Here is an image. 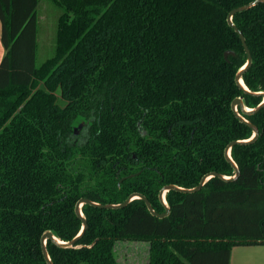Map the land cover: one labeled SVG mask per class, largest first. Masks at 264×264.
Listing matches in <instances>:
<instances>
[{"label":"trees","instance_id":"trees-1","mask_svg":"<svg viewBox=\"0 0 264 264\" xmlns=\"http://www.w3.org/2000/svg\"><path fill=\"white\" fill-rule=\"evenodd\" d=\"M52 1L63 8L55 53L37 65L40 0H0V264H48L42 236L76 237L81 198L140 193L165 213L164 186L233 177L226 148L254 132L232 102L263 100L236 82L247 54L228 23L253 0ZM233 22L252 55L243 80L264 91V3ZM238 110L259 135L231 147L237 178L170 189L163 218L141 198L85 203L79 247L47 240L53 263L121 264L122 239L150 242L148 264H230L234 246L264 244V107Z\"/></svg>","mask_w":264,"mask_h":264},{"label":"water","instance_id":"water-1","mask_svg":"<svg viewBox=\"0 0 264 264\" xmlns=\"http://www.w3.org/2000/svg\"><path fill=\"white\" fill-rule=\"evenodd\" d=\"M260 3H264V0H253L245 5H242V6H239V7H236L235 9H233L229 15H228V23L231 27H233L235 29V31L239 34L241 40H242V43H243V46H244V49H245V52L247 54V62L246 64L237 72L236 74V82L237 84L244 90L245 93H248V94H252V95H255V96H262L263 97V100L262 102L254 107V108H249L248 106L245 105L244 103V99H243V96H239L237 98H235L232 102V108L233 110L235 111L236 115L239 117V119L241 121H244L246 122L248 125H250L252 128H253V132H254V135L251 139L249 140H237V141H233L231 142L228 147L226 148V151H225V155L226 157L228 158V160L233 164L234 168H235V175L233 177H227L225 175H222V174H219L217 172H212L210 174H207L205 175L201 182L199 183L198 186L196 187H193V188H186V187H182V186H178V185H175V184H169V185H166L164 186L160 193H159V196H160V199L161 201L163 202V204L166 206L167 210L165 213H159L157 212L151 202L149 201V199L144 196L143 194H140V193H134L132 194L126 201H124L123 203H119V204H101V203H98V202H95L89 198H81L77 204H76V213L82 218L83 220V228L81 230V232L76 236L74 237L72 240L70 241H63L61 240L59 237H57L53 232L51 231H46L43 236H42V249H43V254H44V257L46 258L48 264H54L50 255H49V252H48V249H47V240L48 239H52L53 242H55L56 244H58L59 246H62V247H79V245L77 244V241L78 239L82 236V234H84L86 228L88 227V223H87V220H86V217L82 211V206L83 204L85 203H89V204H92L94 206H97V207H100V208H119V207H124L126 206L129 202H131L134 198H141L145 201L149 211L151 212V214L157 216V217H160V218H163L165 216H168L169 213H170V207L166 201V192L169 191L170 189H175V190H179V191H182V192H194L196 190H199L202 188V186L211 178V177H214V176H220L224 179H227V180H232V179H235L237 178L239 175H240V169L238 167V165L236 164V162L233 160V158L231 157V147L236 144V143H248V142H251L253 140H255L257 138V136L259 135V129L256 125H254L252 122H250L248 119H246L238 110V106L241 107V110L244 114H253V113H256L258 112L262 107H264V91H252L250 90L244 80H243V75L244 73L246 72V70L251 66L252 64V55H251V51L247 45V42H246V38L243 34V32L236 26V24L233 22V16L236 14V13H239V12H242V11H246V10H249L251 9L252 7L260 4ZM230 55H235V52L234 51H226L224 53V56L226 59L229 58ZM83 125V123L80 124V127ZM75 131L77 132V129H75Z\"/></svg>","mask_w":264,"mask_h":264},{"label":"rangeland","instance_id":"rangeland-1","mask_svg":"<svg viewBox=\"0 0 264 264\" xmlns=\"http://www.w3.org/2000/svg\"><path fill=\"white\" fill-rule=\"evenodd\" d=\"M62 12L63 8L53 3L52 0H41L38 6L39 32L37 65L42 64L55 53L58 20ZM59 99V102L63 104L64 101L60 95ZM76 129L75 140H83L86 134L84 123L81 127L80 125L76 127ZM126 245H129L127 247L128 249L124 250L123 253L117 254L121 264H148L149 253L147 251V245H150V242L122 239L117 241L115 249L118 250L119 247H126Z\"/></svg>","mask_w":264,"mask_h":264},{"label":"crops","instance_id":"crops-1","mask_svg":"<svg viewBox=\"0 0 264 264\" xmlns=\"http://www.w3.org/2000/svg\"><path fill=\"white\" fill-rule=\"evenodd\" d=\"M41 2V0H40ZM39 2V4H40ZM53 2V1H52ZM54 3V2H53ZM39 19V14H38ZM39 22V20H38ZM39 27V24H38ZM1 28L2 24L0 21V63L5 56L7 50L3 45L1 38ZM141 244V243H139ZM129 245L126 247H119L116 253H123L124 250L128 249ZM142 246V245H140ZM150 245H147V251L149 253ZM118 251V252H117ZM230 264H264V244H253V245H238L234 246L231 251Z\"/></svg>","mask_w":264,"mask_h":264}]
</instances>
